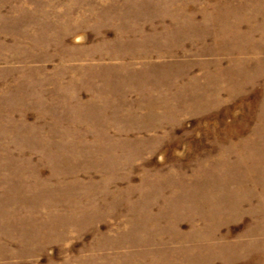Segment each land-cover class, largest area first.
I'll use <instances>...</instances> for the list:
<instances>
[{
    "label": "rangeland",
    "instance_id": "obj_1",
    "mask_svg": "<svg viewBox=\"0 0 264 264\" xmlns=\"http://www.w3.org/2000/svg\"><path fill=\"white\" fill-rule=\"evenodd\" d=\"M0 264H264V0H0Z\"/></svg>",
    "mask_w": 264,
    "mask_h": 264
}]
</instances>
